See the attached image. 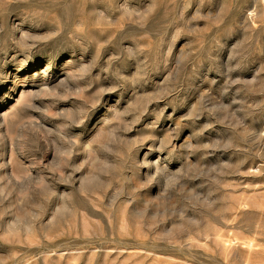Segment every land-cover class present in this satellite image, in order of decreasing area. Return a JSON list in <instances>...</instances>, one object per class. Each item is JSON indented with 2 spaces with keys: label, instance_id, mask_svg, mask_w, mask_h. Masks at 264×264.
<instances>
[{
  "label": "rangeland",
  "instance_id": "obj_1",
  "mask_svg": "<svg viewBox=\"0 0 264 264\" xmlns=\"http://www.w3.org/2000/svg\"><path fill=\"white\" fill-rule=\"evenodd\" d=\"M0 264H264L260 0H0Z\"/></svg>",
  "mask_w": 264,
  "mask_h": 264
},
{
  "label": "bare ground",
  "instance_id": "obj_2",
  "mask_svg": "<svg viewBox=\"0 0 264 264\" xmlns=\"http://www.w3.org/2000/svg\"><path fill=\"white\" fill-rule=\"evenodd\" d=\"M230 7L234 11H243L248 3L249 0H228ZM261 1V0H260ZM262 5L264 3L261 1Z\"/></svg>",
  "mask_w": 264,
  "mask_h": 264
},
{
  "label": "built area",
  "instance_id": "obj_3",
  "mask_svg": "<svg viewBox=\"0 0 264 264\" xmlns=\"http://www.w3.org/2000/svg\"><path fill=\"white\" fill-rule=\"evenodd\" d=\"M264 3V0H261Z\"/></svg>",
  "mask_w": 264,
  "mask_h": 264
}]
</instances>
